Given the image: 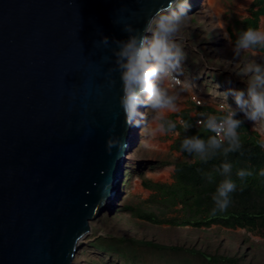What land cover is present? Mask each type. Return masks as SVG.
<instances>
[{"label":"water","instance_id":"water-1","mask_svg":"<svg viewBox=\"0 0 264 264\" xmlns=\"http://www.w3.org/2000/svg\"><path fill=\"white\" fill-rule=\"evenodd\" d=\"M169 2L0 0V264H73L135 147L100 40Z\"/></svg>","mask_w":264,"mask_h":264},{"label":"rangeland","instance_id":"rangeland-1","mask_svg":"<svg viewBox=\"0 0 264 264\" xmlns=\"http://www.w3.org/2000/svg\"><path fill=\"white\" fill-rule=\"evenodd\" d=\"M206 1L189 0L190 16L182 32L181 40L186 58L182 63L184 75L180 78L190 81L191 87L180 93L177 101L178 111L165 114L167 120L176 122L175 131L179 132V135L167 133L158 136V140L169 143L168 149L166 151L152 150L141 141L142 136L153 138L149 135V129L137 128L133 144L135 147L131 151H137L136 159L132 161L127 158L120 183L121 188L115 192L116 197L110 207L91 222V231L81 240L73 264H123V258L120 255L108 252L99 246L108 244V241L113 238L153 241L165 246L194 248L211 254L238 258L244 264H264L263 231L228 227L221 223L201 226L181 221L178 224L155 223L138 217L134 211L129 210V208L140 209L154 212L161 217H178L179 220L187 217L197 219L193 211L182 203L175 204L168 200L163 189L154 184H172L176 164L181 161H195L194 158L186 157L182 150L175 147L187 131H192L188 129L185 132L180 123L183 121L181 113L186 112L197 122L198 119H202L199 117L202 110L197 106L210 107L219 111L222 103L225 105L226 102L218 92L246 89L245 83L237 74L243 67L246 57H235L233 49L237 34L243 30L244 19L251 15L250 10L255 0L247 4L245 0H215L223 6V19L227 23L225 29L218 24L214 16L205 11ZM263 22L264 17L261 18V26ZM226 33L231 36V43L226 38ZM261 54L264 55V51ZM255 59L259 63H264V59L260 56ZM217 85H219L218 88ZM176 91H180L179 86L176 87ZM194 95L200 96L202 104L195 103ZM227 103L236 108L231 95L228 96ZM140 111L145 109L141 107ZM239 114L249 125L250 131L259 134L261 138L264 125L258 126L256 122L246 119L243 113ZM256 127L258 128L254 131ZM164 171H169L168 178L160 176ZM136 181L141 184L139 190L135 189ZM126 245L152 261L160 256L153 255L144 245L134 246L130 242Z\"/></svg>","mask_w":264,"mask_h":264},{"label":"clouds","instance_id":"clouds-1","mask_svg":"<svg viewBox=\"0 0 264 264\" xmlns=\"http://www.w3.org/2000/svg\"><path fill=\"white\" fill-rule=\"evenodd\" d=\"M127 11V9H124ZM189 0H170L166 7L150 13L144 20L143 27L138 28L133 23L123 24L125 39H115L110 43L109 37L103 36L100 42L110 48L112 56L103 57L106 63H113L108 69L109 83L115 85L111 79L112 73H119L121 95L119 104L124 114L126 128H147L149 135L175 133L177 124L167 120V112L178 111L177 101L180 93L191 87L190 81L181 79L184 75L182 63L186 53L181 44L182 32L189 19ZM133 16L136 13H132ZM226 38L231 43V36ZM235 57L245 56L243 67L237 73L246 85V89H229L222 95L226 104L221 106L220 113L201 112L197 120L199 128L213 133L207 139L199 134L184 136L181 150L189 156H195L207 163L219 154L225 157V162L219 165L216 172L222 177L216 184L212 196L214 207L211 215L226 212L232 203V194L237 191V180L233 179V164L227 162L230 153L239 152L242 141L239 129L244 117L256 124L264 125V63H259L255 57L264 51V24L259 28L247 27L237 34L234 41ZM114 57V61H113ZM179 86L180 91H176ZM219 85H217V88ZM234 98L236 108L227 103L228 96ZM143 107L145 111H140ZM185 132L192 127L186 121L180 122ZM155 125V127H153ZM258 127L254 129L257 130ZM106 148L109 154L114 148L121 151L126 147L121 136L115 134V127L110 129ZM148 146L147 142H144ZM257 146L264 149V133L256 140ZM256 175L251 168H237L236 178L243 183L247 178ZM264 177V168L258 172ZM209 182H214L212 174H208Z\"/></svg>","mask_w":264,"mask_h":264},{"label":"trees","instance_id":"trees-1","mask_svg":"<svg viewBox=\"0 0 264 264\" xmlns=\"http://www.w3.org/2000/svg\"><path fill=\"white\" fill-rule=\"evenodd\" d=\"M251 17L244 19L243 29L251 26L259 27L261 17H264V0H255L251 7ZM205 113L222 114L210 107L197 106ZM182 120L192 124L189 128L192 131L185 133L184 136H192L199 134L201 138L207 139L213 133L207 132L199 128L196 120L182 112ZM239 119L243 121L239 129L242 148L239 152L230 153L227 157V162L233 164V179L237 180V191L232 194V203L226 212L217 213L215 217L211 215L214 203L212 196L216 190V184L222 177L216 172L220 164L225 162V157L222 154L217 155L207 163L200 161L195 156H189L183 152L186 157L194 158L195 161H181L176 164L174 172V182L170 185L154 184L156 187H161L164 193L168 196V200L175 204L182 203L185 207L193 211V215L197 219L179 220L178 217H161L154 212L143 210L134 211L138 217L145 218L155 223H186L196 226L210 225L212 223H221L228 227H242L248 230H258L264 232V177H260L258 172L264 168V149L256 144L259 139V134L252 133L249 125L244 121L242 116L238 114ZM184 138V137H183ZM182 138V140H183ZM180 140L176 143V148L181 150ZM251 168L256 175L247 178L243 183L235 176L237 168ZM208 174H212L214 182H209ZM181 221V222H180ZM106 241V240H104ZM144 245L148 250H151L153 255L159 254V258H154L155 261L144 258L145 256L138 254L136 249H131L127 244ZM108 252H114L123 258V264H244L238 258L211 254L194 248H184L179 246H165L153 241H137L126 240L122 238H113L99 245ZM157 256V255H156ZM162 257V259H161ZM159 259V260H158Z\"/></svg>","mask_w":264,"mask_h":264},{"label":"bare ground","instance_id":"bare-ground-1","mask_svg":"<svg viewBox=\"0 0 264 264\" xmlns=\"http://www.w3.org/2000/svg\"><path fill=\"white\" fill-rule=\"evenodd\" d=\"M250 1L251 0H245V3L246 4L250 3ZM206 2L207 3H206L205 11L209 12L210 15L214 16V18L218 22V24L221 25L225 29L227 27V23L223 19V6L216 3L215 0H207ZM153 127H155V125H153ZM133 129H134V132L132 133L133 134L132 138L134 140V138H135L134 136L136 134L135 131H137V127H133ZM160 135L163 136L164 134L157 132L153 136V138H146L145 136H142L141 137L142 144H145L144 142H147V144H148L147 148H149V149H152V150L158 149V150L166 151L168 149L169 143H164V142L158 140V136H160ZM137 154L138 153L136 150L131 152L130 155L128 156V159L134 161L136 159ZM160 176L161 177L165 176L166 178H168L169 177V171L162 172L160 174ZM120 188H121V186L118 188V190ZM135 189L136 190L141 189L140 182H138V181L135 182ZM115 197H116V195H114L112 198H110L109 200L106 201L102 211H104L105 209L110 207V205L113 203Z\"/></svg>","mask_w":264,"mask_h":264},{"label":"built area","instance_id":"built-area-1","mask_svg":"<svg viewBox=\"0 0 264 264\" xmlns=\"http://www.w3.org/2000/svg\"><path fill=\"white\" fill-rule=\"evenodd\" d=\"M193 99L195 100V103H197V104H199V105L202 104L199 95H198V96H195V95H194ZM223 105H224V104L222 103V106H223Z\"/></svg>","mask_w":264,"mask_h":264},{"label":"crops","instance_id":"crops-1","mask_svg":"<svg viewBox=\"0 0 264 264\" xmlns=\"http://www.w3.org/2000/svg\"><path fill=\"white\" fill-rule=\"evenodd\" d=\"M251 14V13H250ZM248 17H251V15L250 16H248ZM247 18V17H246ZM262 18V17H261ZM260 22H261V20H260ZM263 24H264V22H263ZM261 25H260V23H259V27H260ZM258 27V28H259ZM242 28H243V26H242ZM244 30V29H243Z\"/></svg>","mask_w":264,"mask_h":264}]
</instances>
